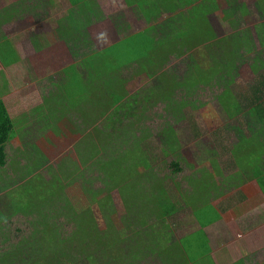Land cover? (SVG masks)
I'll list each match as a JSON object with an SVG mask.
<instances>
[{
    "label": "trees",
    "instance_id": "1",
    "mask_svg": "<svg viewBox=\"0 0 264 264\" xmlns=\"http://www.w3.org/2000/svg\"><path fill=\"white\" fill-rule=\"evenodd\" d=\"M126 1L135 9L136 20L143 18L146 27L129 32L131 24L116 23L121 28L120 39L98 49L89 27L104 16L100 3L69 0L66 11L56 16L52 32L40 38L48 35L42 47L52 44L51 38L66 39L74 63L43 80L39 87L42 102L21 116L13 117L0 101V193L6 194L8 202L6 209H0V218L8 222L22 211L39 217L36 228L15 245L16 255L20 250L40 252L35 260L29 258L30 264H144L148 259L160 264H194L192 250L215 264L208 237L198 236L194 228L199 223L196 212L203 206L210 210L213 200L228 191L238 192L249 180H257L264 194V54L238 30L239 16L249 12L247 4L226 0L230 5L224 16L231 30L220 36L210 21V14L219 9L218 0ZM41 3L38 0L30 7L49 11ZM47 3L50 10L57 5L55 0ZM235 3L237 12L231 10ZM29 4L30 0H18L1 9L0 15L29 12L21 8ZM258 7L264 11V0ZM246 40L251 49L244 44ZM253 48L254 54L246 53ZM243 63L251 65L256 79L238 89L235 71ZM139 76L147 82L142 98V92L131 94L127 87ZM207 91H216L215 98L226 115V138H232L231 133L234 138L231 144L209 139L206 151L217 176L212 184L197 187L184 172L189 162L178 154L179 148H173L179 150L173 154L178 157L168 174V161L157 154L153 139L159 132L161 142L174 152V122L185 121L184 110L203 101ZM161 104L163 115L154 114ZM201 104L211 105L208 101ZM244 115L250 120H243ZM156 116L164 124L153 125ZM30 122L35 123L32 129ZM37 132L44 136L38 137ZM62 138L72 140L73 149L57 153ZM12 144L16 155L10 154ZM162 151L172 156L163 146ZM93 178L102 180L103 186L93 188ZM82 179L92 183L95 198L91 200L106 220L105 229L93 207L77 211L66 195V189ZM30 184L34 196L41 194L40 198L24 193L22 189ZM115 187L130 212L124 219L126 233L116 223L111 195ZM236 192L228 198L247 199L246 194ZM19 198L30 201L18 204ZM188 199L193 200L187 203ZM189 208L194 216L178 224L176 214ZM153 216L157 222L172 218L175 227L183 224L184 229L193 226L196 231L175 241L156 224H149ZM190 238L197 240L190 242ZM12 252L0 250V264H13ZM263 254H250V261L234 264H264Z\"/></svg>",
    "mask_w": 264,
    "mask_h": 264
},
{
    "label": "rangeland",
    "instance_id": "2",
    "mask_svg": "<svg viewBox=\"0 0 264 264\" xmlns=\"http://www.w3.org/2000/svg\"><path fill=\"white\" fill-rule=\"evenodd\" d=\"M14 1L16 0H0V8L7 4H11ZM47 1L48 0H42L41 5H43L45 8H48L49 11L46 12L45 9L41 8V6L38 8H32L33 11H29V14L26 16L23 15V19L18 24H16L17 26L7 28V32H9L10 29H14L12 34H14V32L18 34L19 48L21 53L24 55V61L21 63L18 62L19 60H17V55H15L17 59H14V61L16 64L19 63L18 67H16V70L20 68L28 70L27 72H19L22 80V86L16 89V92L12 94V98L10 99V101H13L10 102L12 103L11 112L13 117L21 116L22 113L30 110L31 107H35L36 105L40 104L42 99L40 98L41 91L39 87L43 80L47 79L51 75H54L55 73L61 72L63 69H66L68 66L72 65V63H74V56L66 39L54 37L51 38L52 44L42 47L43 44L48 42V35H43L42 39L40 38V35L52 32L56 26V16H58L60 13L62 14L70 6L69 0H55L57 5H54L53 9L51 8L50 10ZM259 1L260 0H237V3H246L247 8H249L247 16H239L237 27L241 33V37L249 40L251 39L252 42L259 46V49L261 48V51L264 54V11L258 7ZM37 2L38 0H35V3ZM98 2L100 3V7L102 8L104 16L102 19L96 21L89 27L91 38L98 49L105 48L120 39L121 33L119 30H121V28L118 27L116 23L123 24V21H125L131 24L129 32L138 31L146 27L143 18H141L140 21L136 20V14L134 13L135 9L130 6L126 0H98ZM218 4L219 9L217 12L210 14V21L216 32L220 36H223L228 34V32L231 30L229 20H227V18L224 16V11L225 9L229 8L230 4H227L226 0H218ZM21 8L22 11L26 8L27 10L31 9L30 4L28 6L22 5ZM12 10L14 11V9ZM231 10L237 12L238 6L236 3L231 6ZM238 13H236V16ZM14 14L16 13H8V15L11 16ZM8 15L1 16V19L7 18ZM113 15L115 16L114 18ZM0 29L3 28L0 27ZM247 42L248 40H246V43L244 44H247L251 49L252 47ZM246 53L254 54L255 49L253 48L252 51H246ZM9 72L10 70L6 72L8 78L10 76ZM235 72V82L238 89L246 88L256 79V73L249 63H243V65H240ZM127 87L131 94L142 92L140 96V98H142V96L145 95L144 89L147 88V82L143 81V78L139 76L137 78H133V80L128 83ZM216 91H213V93L210 91L204 93L205 95L202 99L203 101L196 102V105L187 107L184 110V114L186 116L184 119L185 121H180L177 123L174 122L173 124V128L177 133V146H173L172 149L175 148L177 150L179 148L181 154H178L183 156L185 162H189L188 165L185 164L187 169L184 172L186 175L192 178L194 184L197 187H202L206 184H212L213 180L215 179L214 176H217L215 174L216 171L213 167V164L209 160L210 156H208V152L206 151L207 145L211 143L209 139H213V141L223 140V144H231L234 138L233 133L230 134L232 138H226L228 134L223 124L226 120V118L223 116L226 115L223 114L221 110L222 107L215 98ZM206 101L211 103V105L201 104L202 102L204 103ZM162 105L163 104L157 108V112L153 113L163 115L164 109L162 108ZM242 117L243 120H250L248 115H244ZM154 118H156V120L152 122L153 125L159 126L164 124V119L157 116ZM148 123L150 124L151 121L149 120ZM34 125V122H30L29 129L35 127ZM36 126H38L37 128H40L41 125L37 124ZM216 130H218V135L217 133L213 135ZM37 136H44V133L37 132ZM162 136L163 135H159L158 132L157 136L154 137V147L157 149V154L168 161V164L165 165V169L168 171V174H170L175 168L171 165V163L178 157V155L176 157V155L174 156L173 154L179 150L176 151L173 149L174 152H172L168 145H164V143L161 142ZM170 137L172 142V136L170 135ZM30 138L35 139L33 135ZM162 146L164 149L166 148L167 152H170L172 156L169 154H164L162 151ZM10 147L13 149V151H11L10 148V154L16 155L15 153L17 152V149L15 146L12 144ZM71 148L73 149L72 140L62 138V140L59 142V148L56 151L58 153L67 151ZM216 148L218 149L217 146ZM90 175L91 174H89V176ZM11 176L16 178L18 175L13 174ZM92 180L94 181L93 188H99L103 186L102 180L95 178ZM90 184L92 183H89V185ZM89 185L84 179L79 180L66 189V195L77 211H82L88 207H93L96 216H99V224L101 229H105L106 220L103 216H101L100 211L97 210V206L91 200L95 197H93V193L90 191L91 187ZM35 186H39V184H35ZM22 190H24V193L27 192L29 195H31L32 198H40L41 196V194H39V196H34L32 193V184L24 187ZM236 190L246 194L247 199L228 198V196H232L233 193L236 192L235 190L228 191L224 198H220L217 201H212V205L214 206L208 205L211 207L209 208L210 210L205 211L207 206H203L202 210L196 212L197 215L195 214V216L198 217L199 223H197L194 228L199 230L198 233L196 232L198 236H204V234H206V230L211 244H216L218 241L221 243L224 240L230 241L227 246V250L230 253V258L235 257V259H238L239 252L242 253V255H246V253L249 254L255 252V250H258V247L255 246L246 249L243 247V243L246 242V237L250 236L252 231L247 229L254 223H262V228L257 230L256 234L259 236L260 233H264V222H261L260 218V216L264 214V194L261 190L260 184L255 179L249 180ZM239 191L236 192V195L237 193L239 194ZM111 195L116 209V223L122 229V231L126 233L124 219L126 214H129L130 212L119 188H111ZM13 199V201H15V198ZM191 200L193 199H188L187 203ZM18 201H24L23 204L26 205V203L30 201V198H19L16 200V203ZM7 203L6 194L1 192L0 209H6ZM223 206H229L228 210L222 211ZM14 210L15 209H13V211ZM213 210H216V213H214ZM22 213L24 212L22 211ZM22 213L13 215L8 220V222H4V220L0 218V250L2 253L11 252L12 250L15 251V254L13 252V254L11 253V257H13V264H30L31 262L29 261V258L34 259L35 257L39 256L40 253H34L33 250L23 253L22 250H20V253H17L16 255L17 248L15 245H17L20 240H23L25 235L29 234L34 228H36L34 223L35 220L39 218L37 215L34 216L25 214L27 212L24 214ZM217 214H219V217L214 218ZM190 216H194L191 208L184 209L183 211L181 210L176 214L174 220H177L179 224L182 222V220L190 218ZM153 223L157 225V229L159 231L168 232L170 235H172L175 241L196 231L193 230V226L184 229V227H182L183 224L176 225L175 227L172 218H166L157 222L156 218L153 216L150 218L149 224L152 225ZM3 225L4 227L1 228ZM196 240V238L189 239L190 242H195ZM169 245L172 244L170 243ZM19 249H21V247ZM213 249L215 251L220 250V248L216 246H214ZM205 250L206 247L204 246L203 253H205ZM191 255L193 257V261H197V263L194 264H209L208 260L203 257L204 255H198L197 250H192ZM199 257L202 258V260ZM154 260L148 259V261H145L144 264H160L159 260ZM200 261L201 263H198ZM220 263L221 262L217 260V264Z\"/></svg>",
    "mask_w": 264,
    "mask_h": 264
},
{
    "label": "crops",
    "instance_id": "3",
    "mask_svg": "<svg viewBox=\"0 0 264 264\" xmlns=\"http://www.w3.org/2000/svg\"><path fill=\"white\" fill-rule=\"evenodd\" d=\"M18 0L12 2L11 4H7L6 6H10L13 3L17 2ZM33 3H35L33 0H30V5L33 6ZM37 4V3H36ZM4 7H1V9H3ZM32 8L35 7H31L30 11H33ZM37 8V7H36ZM22 12H18V10L16 11V14H14L11 17H7V18H3L1 19L0 15V22H1V28H3L0 31V101H4L8 108L9 111L11 112L12 110V100L10 101V99L12 98V94H14V92H16V89L22 86V80L20 77L19 72L24 71L27 72V69H23L20 68L18 70H16V67H18V64L21 63L22 61H24V55L21 53L20 48H19V44H18V34L14 32V34H12L13 30L10 29L9 32H7V28H10L12 26H17L16 24H18L23 18V15H28L29 12L23 13ZM16 28V27H15ZM31 40V38H30ZM17 43V44H15ZM5 52H3V49ZM17 50V53H16ZM7 55V56H6ZM17 55V58L16 56ZM14 59L19 60V63H15ZM8 62V63H7ZM10 70V76L9 78L6 75V72ZM64 70V69H63ZM62 70V71H63ZM59 73V72H58ZM54 75H57V73H55ZM27 84V83H25ZM2 89V90H1ZM16 94V93H15ZM12 114V112H11ZM244 185V184H243ZM225 196L222 197H218L217 199H215L214 201H217L220 198H224ZM212 205V202H211ZM214 206V205H212ZM229 206H223V210H228ZM261 218V222H264V215L260 216ZM262 223H254L251 228H248L247 230H252L250 236L246 237V242L243 243V247L244 248H252V246L258 247V250H255V252L253 253H259L264 251V233H260L259 236L256 234L257 230H259L260 228H262ZM201 228V227H200ZM199 229V228H198ZM205 230V229H204ZM205 235L208 237L209 239V247L211 249V258L213 260V262L215 264H217V260L220 261V264H234L236 262H239L242 259H246V261H250V259H248L250 257V254L253 253H249L246 255H242V253H238V259L235 257H231L230 258V253L227 250V246L228 243L230 241L224 240L221 243H219V241L216 244H211L210 243V238L208 233L205 230ZM253 240V242H252ZM214 246L220 248L219 251H215L213 248ZM242 255V256H241ZM261 256V255H258ZM262 260L264 259V254L262 257H260ZM259 259H257L258 261Z\"/></svg>",
    "mask_w": 264,
    "mask_h": 264
}]
</instances>
